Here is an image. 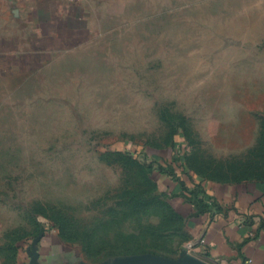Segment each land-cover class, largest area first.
Instances as JSON below:
<instances>
[{"label":"rangeland","instance_id":"1","mask_svg":"<svg viewBox=\"0 0 264 264\" xmlns=\"http://www.w3.org/2000/svg\"><path fill=\"white\" fill-rule=\"evenodd\" d=\"M236 5L144 0L74 56L0 81V231L22 259L59 233L92 261L178 264L188 237L160 168L264 181L261 44Z\"/></svg>","mask_w":264,"mask_h":264},{"label":"crops","instance_id":"2","mask_svg":"<svg viewBox=\"0 0 264 264\" xmlns=\"http://www.w3.org/2000/svg\"><path fill=\"white\" fill-rule=\"evenodd\" d=\"M143 1L0 0V81L36 74L59 59L74 56L100 40L111 20L123 19ZM227 2L244 10L243 25L252 27L253 33L247 40L261 44L251 56L259 58V81L253 88L264 97V0ZM259 106L264 117V101ZM214 172L199 179L187 171L177 173L174 167L175 177L182 183L178 185L157 171L159 189L168 195L170 208L188 237L178 264L188 257L205 264H264V181L219 182ZM41 239L30 243L22 259L18 243L7 231H0V264H32L31 256L35 257L33 264L146 263L143 258L92 261L59 233L55 234L56 247L47 245L43 255Z\"/></svg>","mask_w":264,"mask_h":264},{"label":"trees","instance_id":"3","mask_svg":"<svg viewBox=\"0 0 264 264\" xmlns=\"http://www.w3.org/2000/svg\"><path fill=\"white\" fill-rule=\"evenodd\" d=\"M180 166V165H179ZM181 167V166H180ZM182 167H184V170L183 171H187L188 172V169L183 165ZM171 168H172V170H173V172L171 171V172H168V171H166L167 169H163V168H160L159 169V172H161V174H165L166 176H168V177H171V179L172 180H174V181H176L177 183H178V185L180 184H182L180 181H178V179L175 177V173H174V167L173 166H171ZM153 180V182L156 184V186H157V189L159 190V187H158V183L154 180V179H152ZM188 203H190V204H194V203H192L190 200L188 201Z\"/></svg>","mask_w":264,"mask_h":264},{"label":"water","instance_id":"4","mask_svg":"<svg viewBox=\"0 0 264 264\" xmlns=\"http://www.w3.org/2000/svg\"><path fill=\"white\" fill-rule=\"evenodd\" d=\"M34 260H35V257L31 256L30 262L32 264L34 263ZM159 264H172V263L171 262H161ZM181 264H205V263H203L202 261H200L198 259L188 257V258L184 259Z\"/></svg>","mask_w":264,"mask_h":264}]
</instances>
